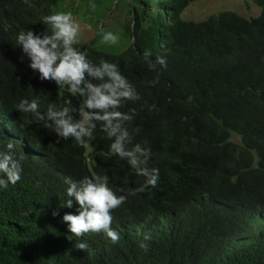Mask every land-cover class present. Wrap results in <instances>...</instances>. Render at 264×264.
<instances>
[{"label": "trees", "instance_id": "1", "mask_svg": "<svg viewBox=\"0 0 264 264\" xmlns=\"http://www.w3.org/2000/svg\"><path fill=\"white\" fill-rule=\"evenodd\" d=\"M80 1L70 0L71 8ZM197 1L115 0L105 20L130 45L111 54L78 42L94 62H117L136 86L141 101L122 110H136L135 140L148 142L149 167L159 169L155 187L113 211L120 239L112 243L98 233L68 238L60 215L76 206L61 207L63 178L106 171L117 189L125 178L129 187L143 178L107 156L102 133L89 152L71 140L57 143L14 109L29 86L42 91L44 104L66 96L39 81L13 47L19 30L42 31L40 17L66 0H0V142H19L25 155L21 180L0 190V264H264V0H245L260 10L249 20L231 12L182 20ZM145 49L167 61L157 66L155 85L148 82L157 72L138 55ZM78 240L91 255L75 247Z\"/></svg>", "mask_w": 264, "mask_h": 264}, {"label": "clouds", "instance_id": "2", "mask_svg": "<svg viewBox=\"0 0 264 264\" xmlns=\"http://www.w3.org/2000/svg\"><path fill=\"white\" fill-rule=\"evenodd\" d=\"M42 31L21 29L14 36V48H19L27 67L37 75L39 81L54 83L61 94L66 96L62 103L48 99L42 102L40 93L31 86L29 96L21 98L14 109L25 114L28 124H39L55 134L56 142L61 139L73 141L77 146L92 151V141L96 133H102L108 141L107 156L127 164L131 174L141 177L138 187L124 185L114 188L110 176L105 171L83 175L79 179L64 177L66 185L62 208L72 209L75 214L64 211L60 215L61 224L67 225L71 234L68 238H80L87 233L103 234L112 243L120 239L119 231L113 227V211L123 205L129 197L155 187L159 179V169L149 167L151 149L147 141L137 142L138 127H132L136 116L134 108L123 111L125 105L141 101L136 86L125 76L117 62L104 58L93 61L88 49L78 46L77 37L80 23L71 11H56L40 17ZM120 37L100 29V43L116 45ZM163 48V45H161ZM149 71L157 72L156 79L149 81L155 85L159 79V69L167 67L164 55H155L151 49L138 53ZM45 93V92H43ZM50 97V93H46ZM77 100L73 103V100ZM155 105H149L151 111ZM5 128V125L3 126ZM26 143L20 140V143ZM17 141L6 139L0 142V190L15 185L22 178V163L25 155L17 153ZM32 150V148H30ZM57 213H53L55 216ZM150 237L145 235L144 240ZM75 247L92 254L93 250L84 240H78ZM139 247L146 248L143 242Z\"/></svg>", "mask_w": 264, "mask_h": 264}, {"label": "rangeland", "instance_id": "3", "mask_svg": "<svg viewBox=\"0 0 264 264\" xmlns=\"http://www.w3.org/2000/svg\"><path fill=\"white\" fill-rule=\"evenodd\" d=\"M115 0H82L76 3L74 8L70 6V0H66L63 6L52 7L53 12L71 11L80 23V31L77 41L85 47L94 44V48L111 53H122L129 45L130 40L123 38L116 25L105 20V10L112 8ZM222 12H231L246 20L256 18L260 14L252 2L245 0H198L189 5L181 15L182 20L199 23L207 20L210 16ZM104 21V27H101ZM116 33L120 39L116 45L100 43V29ZM94 42V43H93ZM237 142V141H236Z\"/></svg>", "mask_w": 264, "mask_h": 264}]
</instances>
